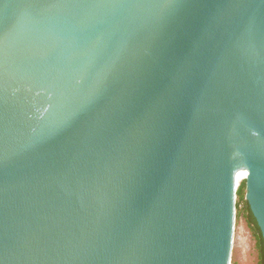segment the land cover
I'll use <instances>...</instances> for the list:
<instances>
[{"label":"water","instance_id":"obj_1","mask_svg":"<svg viewBox=\"0 0 264 264\" xmlns=\"http://www.w3.org/2000/svg\"><path fill=\"white\" fill-rule=\"evenodd\" d=\"M264 241V0H0V264H231Z\"/></svg>","mask_w":264,"mask_h":264},{"label":"rangeland","instance_id":"obj_2","mask_svg":"<svg viewBox=\"0 0 264 264\" xmlns=\"http://www.w3.org/2000/svg\"><path fill=\"white\" fill-rule=\"evenodd\" d=\"M231 264H258L256 241L246 215L236 218Z\"/></svg>","mask_w":264,"mask_h":264},{"label":"trees","instance_id":"obj_3","mask_svg":"<svg viewBox=\"0 0 264 264\" xmlns=\"http://www.w3.org/2000/svg\"><path fill=\"white\" fill-rule=\"evenodd\" d=\"M237 189L236 201V218L241 215H246L247 223L252 230L256 241V249L258 252V264H264V241L260 228L251 213L248 202L245 200V180L241 182Z\"/></svg>","mask_w":264,"mask_h":264},{"label":"bare ground","instance_id":"obj_4","mask_svg":"<svg viewBox=\"0 0 264 264\" xmlns=\"http://www.w3.org/2000/svg\"><path fill=\"white\" fill-rule=\"evenodd\" d=\"M246 175H244V176H242L241 178H240V180H239V183H238V185H237V189H238V187L240 186V184H242L241 182L242 181H244L245 179H246Z\"/></svg>","mask_w":264,"mask_h":264}]
</instances>
